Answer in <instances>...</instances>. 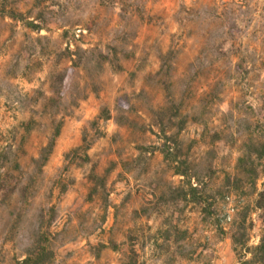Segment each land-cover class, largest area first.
<instances>
[{
  "label": "rangeland",
  "instance_id": "374dc122",
  "mask_svg": "<svg viewBox=\"0 0 264 264\" xmlns=\"http://www.w3.org/2000/svg\"><path fill=\"white\" fill-rule=\"evenodd\" d=\"M263 143L264 0H0V264H246Z\"/></svg>",
  "mask_w": 264,
  "mask_h": 264
},
{
  "label": "trees",
  "instance_id": "16d2710c",
  "mask_svg": "<svg viewBox=\"0 0 264 264\" xmlns=\"http://www.w3.org/2000/svg\"><path fill=\"white\" fill-rule=\"evenodd\" d=\"M57 135V132H55L52 135V140L50 142V145H52L54 141V137ZM259 145V144H258ZM260 146V145H259ZM262 151H264V143L261 145ZM254 151H258V147L255 146ZM175 173H180L181 175H187L186 172H183L181 170H176ZM253 173L255 175V179L259 178L260 176L264 179V167L259 172L253 170ZM191 190H195V186H192L190 184ZM256 205L259 208L264 209V180H263V187L259 191L258 198L256 200ZM234 246L237 245V243H240L241 240L235 238V236H232ZM242 245L244 246L241 257L244 258V263L246 264H264V234L260 238L259 243H257L255 246H248L247 244V238L242 242ZM236 249V248H235ZM45 253V248L41 247L37 252H35L32 255L25 256L22 259H16L14 264H43V254ZM248 256V257H247Z\"/></svg>",
  "mask_w": 264,
  "mask_h": 264
}]
</instances>
